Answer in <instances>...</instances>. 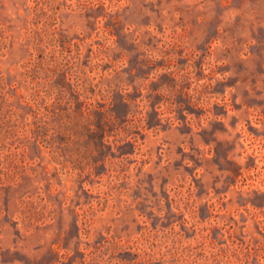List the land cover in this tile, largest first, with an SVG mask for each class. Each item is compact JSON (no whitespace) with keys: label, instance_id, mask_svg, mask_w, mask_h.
Masks as SVG:
<instances>
[{"label":"rangeland","instance_id":"obj_1","mask_svg":"<svg viewBox=\"0 0 264 264\" xmlns=\"http://www.w3.org/2000/svg\"><path fill=\"white\" fill-rule=\"evenodd\" d=\"M0 264H264V0H0Z\"/></svg>","mask_w":264,"mask_h":264}]
</instances>
